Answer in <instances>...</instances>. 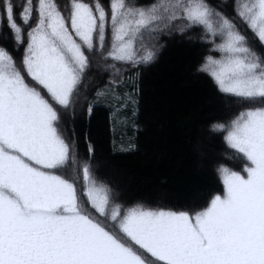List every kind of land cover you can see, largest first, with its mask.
I'll use <instances>...</instances> for the list:
<instances>
[{
  "label": "snow or ice",
  "instance_id": "snow-or-ice-1",
  "mask_svg": "<svg viewBox=\"0 0 264 264\" xmlns=\"http://www.w3.org/2000/svg\"><path fill=\"white\" fill-rule=\"evenodd\" d=\"M0 3L14 40L23 43L12 0ZM235 3L237 16L264 45V0ZM94 8L71 0L69 31L55 0H38L37 23L27 33L22 61L28 76L68 109L89 65L85 49L103 51L109 24L105 58L125 64L151 62L153 33L176 21L185 22L176 25L181 31L200 28L210 51L220 54L206 56L200 71L221 92L259 105L213 126L247 161L244 174L221 165L223 196L215 195L191 215L142 205L122 209L111 203V190L97 184L85 163L83 195L93 215L75 184L53 171L75 165L58 131L56 109L0 48V264H264V56L205 0H158L147 7L110 0V21L99 0ZM32 12V0H24V24Z\"/></svg>",
  "mask_w": 264,
  "mask_h": 264
},
{
  "label": "trees",
  "instance_id": "trees-1",
  "mask_svg": "<svg viewBox=\"0 0 264 264\" xmlns=\"http://www.w3.org/2000/svg\"><path fill=\"white\" fill-rule=\"evenodd\" d=\"M82 2L94 8L96 0ZM157 2L128 0L137 7ZM205 2L231 19L248 38L249 46L264 56V45L237 16L235 0ZM37 3L32 0V18L24 24L20 19L24 0H12L15 22L23 29V43L14 40L0 3V48L13 56L26 83L41 91L56 109L58 131L70 145L75 165L70 162L53 171L75 184L78 198L93 215L97 214L83 195L85 163L97 184L111 190V203L122 209L142 205L191 215L205 209L215 195L224 194L217 171L221 165L244 174L247 161L227 146L226 133L214 131L213 126L228 124L240 111L259 105L221 92L210 75L200 71L206 56H220L210 51L212 45L202 29L181 31L176 25L185 22L176 21L172 28L153 33L156 39L149 46L155 58L151 62L125 64L105 58L111 46L109 24L103 51L85 49L89 65L70 108L65 109L51 100L23 66L27 33L38 19ZM55 3L71 29V0ZM99 3L110 21V0ZM107 226L111 228V222Z\"/></svg>",
  "mask_w": 264,
  "mask_h": 264
},
{
  "label": "rangeland",
  "instance_id": "rangeland-1",
  "mask_svg": "<svg viewBox=\"0 0 264 264\" xmlns=\"http://www.w3.org/2000/svg\"><path fill=\"white\" fill-rule=\"evenodd\" d=\"M69 31H72L70 28H69ZM78 42V41H77ZM212 132H214V131H212ZM212 132L210 131L209 133H211L212 134ZM221 196H223V195H221Z\"/></svg>",
  "mask_w": 264,
  "mask_h": 264
}]
</instances>
